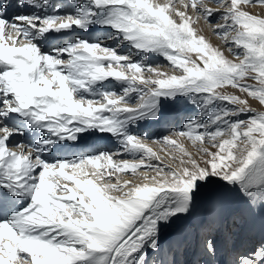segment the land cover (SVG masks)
<instances>
[{"label": "snow or ice", "instance_id": "obj_1", "mask_svg": "<svg viewBox=\"0 0 264 264\" xmlns=\"http://www.w3.org/2000/svg\"><path fill=\"white\" fill-rule=\"evenodd\" d=\"M251 7L264 0H0V264H264ZM179 98L198 111L178 127L134 130ZM85 133L115 149L57 154Z\"/></svg>", "mask_w": 264, "mask_h": 264}, {"label": "rangeland", "instance_id": "obj_2", "mask_svg": "<svg viewBox=\"0 0 264 264\" xmlns=\"http://www.w3.org/2000/svg\"><path fill=\"white\" fill-rule=\"evenodd\" d=\"M249 11H252L254 13H262V14H264V7H251V8H249ZM199 27H201L203 29V34L206 36V38L208 40L209 39H213L215 41V44L212 43L213 45H216V46H220L221 45V41L215 35L212 34V32L209 30V27H208L207 24H205L203 21H201ZM225 54L227 55L226 51H225ZM229 58L231 59L232 57H229ZM151 59L153 61L159 62L162 65H166L167 64V61L164 60L162 57H157V56L153 55L151 57ZM162 70L168 71L167 68H162ZM229 91H232V90L229 89ZM250 103H251L253 108H255L257 110H264V109H261V107L259 106V104L256 101H250ZM176 111L179 113V115L182 117V119H180V117H179L175 121L170 122L163 129H161V130L159 129L160 130L159 133L163 132L165 128L171 129L173 127H178L182 120H184L188 116L194 115V113L197 112L198 110L195 109V107L193 105H191L184 98H179L175 103L170 102V101L163 103V118L164 119L167 118V117L176 116V115H173V113H175ZM151 123L152 122H141V124L139 126H137L134 130L137 131V132H140L141 134H145L146 133V134H148L149 137H155L159 133H157L156 131H150L149 130V124H151ZM175 124H177V126H175ZM144 128L146 129V131L143 130ZM197 211H199V210H197ZM179 227H180V225H179ZM178 228L177 229H173L172 228L171 231L168 230V234L174 233L176 230H178Z\"/></svg>", "mask_w": 264, "mask_h": 264}, {"label": "bare ground", "instance_id": "obj_3", "mask_svg": "<svg viewBox=\"0 0 264 264\" xmlns=\"http://www.w3.org/2000/svg\"><path fill=\"white\" fill-rule=\"evenodd\" d=\"M54 2L65 3L66 0H54ZM95 34L99 35V33H95ZM209 41L215 44V41L213 39H209ZM173 115L176 116L167 117L165 119L163 118L160 123L152 122L151 124H149V130L156 131L157 133H159L160 130L166 127L170 122L175 121L179 117L180 119H182V117L179 115L177 111L173 113ZM175 126H177V124H175ZM143 130L146 131L145 128ZM30 138H31L30 136H25V137L17 136L15 140L16 142H20L21 140L27 141ZM115 146H116V142L110 136L101 135L99 133H85L81 135V138L77 143L73 144L72 142H68L65 148L60 153L57 154H66L68 152L90 151L94 148H109L114 150ZM178 227H179V223L174 225L173 229H177ZM171 229L169 230L171 231Z\"/></svg>", "mask_w": 264, "mask_h": 264}]
</instances>
